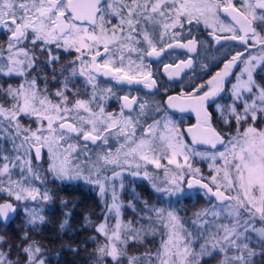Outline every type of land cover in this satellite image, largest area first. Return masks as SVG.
I'll use <instances>...</instances> for the list:
<instances>
[{"label":"snow or ice","instance_id":"obj_1","mask_svg":"<svg viewBox=\"0 0 264 264\" xmlns=\"http://www.w3.org/2000/svg\"><path fill=\"white\" fill-rule=\"evenodd\" d=\"M200 25L211 29L217 44L237 41L241 50L206 84L168 96L166 104L194 112L190 143L215 151L191 148L170 117L152 115L147 100L101 86L107 78L158 90L151 58L166 49L196 52L200 41L193 31ZM0 37V222L7 225L18 211L15 201L24 203L28 224L44 223L38 202L53 197L36 182L47 181L39 163L47 157L54 180L82 178L101 196L111 186V203L94 225L96 264H264V82L254 78L257 68L264 70V0H0ZM65 56L72 58L57 70ZM191 66L189 59L165 64L164 71L172 79ZM49 74L59 85L55 92ZM229 76L236 80L232 103L217 108L235 131L222 133L208 109ZM16 78L13 86L9 80ZM113 97L118 111H108ZM194 157L208 162L207 175ZM131 168L134 176L145 169L143 177L167 207L145 202L138 210L129 203L139 215L125 222L115 182ZM194 189L207 206L185 221L177 205ZM33 230L16 244L0 236V264H49L46 250L29 235ZM157 237L154 250L130 251Z\"/></svg>","mask_w":264,"mask_h":264},{"label":"trees","instance_id":"obj_2","mask_svg":"<svg viewBox=\"0 0 264 264\" xmlns=\"http://www.w3.org/2000/svg\"><path fill=\"white\" fill-rule=\"evenodd\" d=\"M70 58L72 57L65 56L56 67L65 64ZM49 75L51 76V74ZM16 81L17 79L9 80L13 85H15ZM5 87H7V84ZM41 87H43V84H41ZM58 87V84H52L49 79V91ZM207 163V161L199 159V166L203 167L206 173H208ZM202 171L204 170L202 169ZM125 185L128 188H122L119 194L121 201L125 205L124 209H122V212H125L123 218L125 222L134 220L139 215L138 211L134 212L132 208L127 207L129 203L134 204L138 210L144 207L145 202L149 206L155 204L158 207H167L166 199L162 201L152 186L151 188H138L137 182L134 185L130 183L133 187L127 185V182H125ZM45 188L49 190L53 199L50 203L43 202L41 205V214L45 218L44 223L37 222L35 226L28 224L25 219V217L28 218V212L22 209L19 202H13L17 206L18 211L7 225L0 223V236L1 234L4 235L6 231L5 239L10 244H16L19 242L18 238L25 231L34 228L35 230L30 231L29 235L38 234L41 236L40 240L31 239L38 241L46 250L49 264H96L95 250L97 242L92 237L98 236L94 225H98L104 219L101 213L105 210V202L108 203V192L103 197L98 193L97 188L83 187L77 183L65 184V182L59 181V179L54 180L53 177L49 176ZM42 189L44 190V188ZM122 194L125 197H122ZM3 195L2 193L0 194V196ZM191 198L183 200L185 205L194 204L191 203ZM177 208L182 210V213H179L181 217L188 218L192 216V209H187L186 206L182 209L179 205H177ZM185 209H187V215L185 214ZM198 209H201V207ZM85 217L90 219L86 220ZM62 224L64 225L63 228H61ZM158 241L159 237L153 240L151 244L139 247L131 246L130 251L139 254L150 249L154 250ZM209 264H212V262L209 261Z\"/></svg>","mask_w":264,"mask_h":264},{"label":"flooded vegetation","instance_id":"obj_3","mask_svg":"<svg viewBox=\"0 0 264 264\" xmlns=\"http://www.w3.org/2000/svg\"><path fill=\"white\" fill-rule=\"evenodd\" d=\"M211 29L205 28L203 25L199 26L198 30L193 31V35L197 37L200 41L196 52H187L186 49H166L164 53L161 54L159 58H151V67L154 73V76L157 80V89L158 90H149L142 88L141 85L125 86V85H116L113 82V89L116 92L117 96H122L124 94H130L133 96H138L143 100H147L148 103L151 102V105L162 106V111H168L172 118H177L179 125L182 126L183 132L185 133V138L188 141H191V138L186 134L185 127L193 125L197 122L196 114L190 111H174L170 108H167L166 98L170 95H179L182 92H188L193 90V85L198 87L200 84H206V82L212 78L218 71L223 69L224 63L227 62V59H231V55L235 54L236 51L241 50L239 42L237 41H221L219 44L215 42L211 35H209ZM222 35H227V33H221ZM205 45L204 52H207V49L211 51L210 59L202 60L199 55H201V47ZM209 48H206L208 47ZM256 50L254 49L253 52ZM189 59L192 61V66L190 68H184L178 77L169 79L167 73L164 71V65H177L181 61L187 62ZM147 62V61H146ZM242 65H240L241 69ZM237 75H239L238 69H233ZM255 77L264 76V70L257 68ZM228 80L231 83L225 84V92L221 93L219 97L216 98V103H213L209 107L208 111L212 116V126L221 131L222 128L227 126L224 125L222 118L220 117V111L217 108L219 105H227L231 99V84L234 83L235 78L229 76ZM107 78H102V85L106 86ZM110 86V85H109ZM121 89H123L121 91ZM139 89V91H137ZM111 102L110 108L119 109L120 103L116 100L115 97L109 100ZM155 115V114H154ZM159 118L162 116V113L157 114ZM235 128V126H232ZM222 132V131H221ZM200 150H211L207 145H198L195 144Z\"/></svg>","mask_w":264,"mask_h":264},{"label":"rangeland","instance_id":"obj_4","mask_svg":"<svg viewBox=\"0 0 264 264\" xmlns=\"http://www.w3.org/2000/svg\"><path fill=\"white\" fill-rule=\"evenodd\" d=\"M0 39H3V37H0ZM204 48H205V45H203L202 47H201V55H199V57L202 59V60H207V59H210V57H211V50L210 49H207V52H204ZM206 48H209V46L208 47H206ZM254 54H258V52L257 51H255V52H253ZM71 59V58H70ZM70 59H68V60H70ZM67 60V61H68ZM67 61H66V63H67ZM57 68V70L59 69V67H56ZM243 68V65H242V67H241V69ZM254 78L256 79V81L258 82V83H261V82H264V76H262V77H255V73H254ZM17 80H18V78H16ZM49 79L51 80V76L49 75ZM17 82V81H16ZM113 82H109V81H107V83H106V86H102V87H107V86H113V84H112ZM234 83H236V80H234ZM234 83H232V84H234ZM232 84H231V87H232ZM13 86H15V85H13ZM82 91H83V89H81ZM56 91V89L54 88V89H52L50 92H55ZM232 103V101L231 100H229V102H228V104L227 105H229V104H231ZM108 104H109V107H108V111H114V109H111L110 108V104H111V102L110 101H108ZM149 105H150V108H151V110H152V115H154L157 119H159V116L155 113V109L158 107V105H151V102L149 103ZM119 109H117V108H115V111H118ZM160 113H162V116H164V115H167L168 117H170L171 118V120H172V122L179 128V130L181 131V132H183V129H182V126H180L179 125V122L177 121V118H172V116H171V114L168 112V111H166V112H164V111H161ZM161 116V117H162ZM149 122H151V121H149ZM222 133H234V131H235V128H233V127H231V128H229L228 126L227 127H225V128H222ZM184 133V132H183ZM185 140H186V142H189V144H190V147L191 148H193L194 150H196V151H215V150H213V149H211V150H200L197 146H195V145H192L191 143H190V141H188L186 138H185ZM81 159H83V158H81ZM199 157H194L193 158V164H194V166L195 167H200L199 166ZM37 162L36 161H33V164L35 165ZM41 165H42V170H41V175L42 176H49V177H52V174L51 173H49V172H47V169H48V161H47V157H45V159H43V160H41L40 162H39ZM208 164V163H207ZM205 166V165H204ZM201 168V170L203 169L204 171H202V172H204V174L205 175H207V173H206V170L203 168V167H200ZM118 171H119V169H117ZM145 169H143V168H141L140 169V175H138V176H134V175H132V172L133 171H136V169L135 168H131V169H126L125 171H123V173H122V176H121V178L120 179H118L116 182H115V186H116V190H117V192H118V194H120V191L122 190L121 188H120V184H121V182L123 183V188H128L126 185H125V182H127V185H129L130 187H133L132 185H130V183H132L133 185H134V183L135 182H137L138 183V188H151V186H152V182L150 181V180H148V179H145L144 177H143V171H144ZM147 170L149 171V172H152L154 175L157 173V170H155L154 169V167L153 166H151V165H149L148 167H147ZM85 175H87V173L85 172L84 173ZM159 175H160V178H162V172L161 173H159ZM48 176H47V178H48ZM59 181H62V182H65V184L66 183H77V184H79V185H81V186H83V187H88V188H97L98 189V193H100L99 192V188H98V186L97 185H95V184H92V183H88L86 180H84V179H73V180H59ZM46 184V183H45ZM45 184H43V185H41L40 184V182L39 181H37L36 182V186H38V187H41V190L43 191V189L42 188H45ZM47 188H49V187H47ZM153 188V187H152ZM108 196H109V200H108V204H110L111 203V186H109V188H108ZM1 194V193H0ZM3 194V193H2ZM191 195H192V198H191V203H194V204H191V205H185V203L182 201V203L181 204H178L182 209L186 206V208L187 209H192V212H195V211H197V210H199L198 208L199 207H201V209L202 208H204V207H206L207 206V203H206V201H207V198L206 197H204L203 196V193H202V191L200 192V194L199 195H196L195 194V191H192V193H191ZM104 197V196H103ZM121 197V196H120ZM122 197H125V195H123L122 194ZM0 201H2V200H0ZM14 203H16L15 201H13ZM38 203H40L41 205L43 204V202L41 201V202H38ZM19 204L22 206V209L24 210V203L23 202H19ZM28 204H29V207H32V206H34L33 205V202H28ZM193 205H195V207H193ZM25 211V210H24ZM123 211V210H122ZM179 213L181 214L182 213V210H180L179 211ZM124 216H125V212H123V216H122V219L124 218ZM181 217V216H180ZM183 220H188V221H190L191 219H193V217L191 216V217H188V218H183V217H181ZM25 219L26 220H28V218L27 217H25ZM186 226H188V227H191V225L189 226V225H186ZM13 231H15V230H13ZM1 236H6V231L4 232V235L3 234H1ZM31 238H33V239H35V240H40L41 239V236L40 235H38V234H33L32 236H30ZM159 242V241H158ZM211 262H212V264H216V260H210Z\"/></svg>","mask_w":264,"mask_h":264},{"label":"water","instance_id":"obj_5","mask_svg":"<svg viewBox=\"0 0 264 264\" xmlns=\"http://www.w3.org/2000/svg\"><path fill=\"white\" fill-rule=\"evenodd\" d=\"M170 96H175V95H170ZM168 98V97H167ZM167 98H166V101H167ZM170 109H172V108H170ZM172 110H174V111H179L178 109H172ZM191 112V111H190ZM196 124V123H195ZM195 124H193V125H195ZM193 125H189V126H187V127H185V132H186V134H187V129L189 128V127H192ZM189 136V135H188ZM190 137V136H189ZM191 138V137H190ZM198 145H200V144H198ZM0 202H3V200L2 201H0ZM15 214L16 213H14V214H11V219L15 216ZM11 219L7 222V224L11 221ZM0 223H2V222H0ZM2 224H5V223H2Z\"/></svg>","mask_w":264,"mask_h":264}]
</instances>
